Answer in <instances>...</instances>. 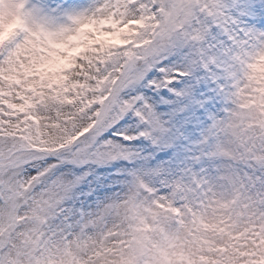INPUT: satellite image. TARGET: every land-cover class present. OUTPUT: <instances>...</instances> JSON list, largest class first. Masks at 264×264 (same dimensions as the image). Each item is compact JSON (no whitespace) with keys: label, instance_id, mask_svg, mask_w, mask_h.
<instances>
[{"label":"snow or ice","instance_id":"6c2138e0","mask_svg":"<svg viewBox=\"0 0 264 264\" xmlns=\"http://www.w3.org/2000/svg\"><path fill=\"white\" fill-rule=\"evenodd\" d=\"M0 264H264V0H0Z\"/></svg>","mask_w":264,"mask_h":264}]
</instances>
